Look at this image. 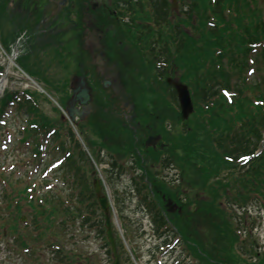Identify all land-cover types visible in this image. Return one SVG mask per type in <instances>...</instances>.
<instances>
[{
  "label": "trees",
  "instance_id": "obj_1",
  "mask_svg": "<svg viewBox=\"0 0 264 264\" xmlns=\"http://www.w3.org/2000/svg\"><path fill=\"white\" fill-rule=\"evenodd\" d=\"M187 5L190 7L189 14L198 17L196 34L180 30V42L175 48L170 45L172 35L165 34L162 35L164 38L160 39L164 40L166 51L173 62L182 69V77L190 81L195 89L203 88L208 91V99L213 89L209 87V81L216 72L214 48H225V53L219 57L220 72L222 76H228L229 68L222 59L228 55L234 61L235 54L242 50L243 45L259 35V31H264V4L258 0H188ZM208 11L215 20L220 21L210 30L206 27ZM181 23H185V20H179L176 24L178 28ZM198 74H201V77ZM236 101V105L232 107L223 98L211 105L206 103V108L200 105L192 132L186 137H181L185 151L184 163L195 164V178L202 191L208 180L220 169L235 167L222 157V153L230 151L225 145L227 141H238L236 147L230 151L238 152L239 144L243 143L246 148L251 144L256 146L262 138V129L259 127L264 126L263 107L255 105L249 97L240 96ZM220 148H224L222 153ZM253 161L254 167L248 171V175L257 182V188H262L264 152Z\"/></svg>",
  "mask_w": 264,
  "mask_h": 264
},
{
  "label": "rangeland",
  "instance_id": "obj_2",
  "mask_svg": "<svg viewBox=\"0 0 264 264\" xmlns=\"http://www.w3.org/2000/svg\"><path fill=\"white\" fill-rule=\"evenodd\" d=\"M128 48L131 55L135 52V48L133 46L126 47ZM124 51H118L117 57H114L112 60L105 59V62L108 64L106 67L109 69L119 68L122 70L123 68L128 70V66L132 64L130 60H126L124 62ZM141 64V63H139ZM102 69V67H100ZM135 73V70H133ZM113 72V71H110ZM134 77L128 76V80L133 81ZM25 85V82H21L20 80L15 81L11 88H18L21 89ZM138 89L137 83L132 85V90L135 92ZM107 93L111 95V100H113V96L117 99L116 91L114 88L108 89ZM150 93V92H149ZM152 102L156 100L153 93H151ZM45 107L42 105V108L46 110V112H50V115H54V111H52V105L49 103L44 104ZM101 111L99 110V103L95 102L93 106V113L91 117V121L93 124L98 127L99 129H103L107 131V136L111 137L112 126L110 123H106L104 120L100 118ZM55 116V115H54ZM9 122L12 123L11 120ZM13 124V123H12ZM53 140V138H52ZM51 142V140H50ZM2 143V141H0ZM13 146L8 147V149H0V157L4 154L7 155V159L12 157V149ZM109 185V184H108ZM130 182L129 180L124 184V186H112L110 185L111 190L113 191L114 188L122 191L124 187L129 188ZM122 193V192H121ZM127 205L124 209L122 215H120V222L127 224L129 227V237L131 239V244L135 246L139 256L141 257V264H159L157 260L162 258V250L159 248L157 249V244L163 242L164 238H159L154 231V226L152 225V221L150 216L147 214L145 210L142 208L137 209L136 205L139 203L138 198L135 197L133 199H126ZM253 216H258V220L255 223L256 229L255 234L259 238L261 244L264 245V209L257 210V206L251 208ZM125 217V219H124ZM99 239V238H97ZM91 240V239H89ZM169 240H175L174 238H169ZM100 243L98 241L90 242V246L92 249H99V252L103 254V251H106L105 248H100ZM130 247V246H129ZM183 244L180 242L178 243L177 250L174 255L178 256H185V252L183 251ZM169 254L166 256L168 258ZM173 258H171L172 260ZM190 262V261H188ZM125 264H131V261H126ZM164 264H176L175 261H165ZM191 264V263H190Z\"/></svg>",
  "mask_w": 264,
  "mask_h": 264
},
{
  "label": "water",
  "instance_id": "obj_3",
  "mask_svg": "<svg viewBox=\"0 0 264 264\" xmlns=\"http://www.w3.org/2000/svg\"><path fill=\"white\" fill-rule=\"evenodd\" d=\"M179 87H180V92H181V101L184 107V114H187V112L190 111V109L192 108V103L189 100V96H188L186 88L183 86H179Z\"/></svg>",
  "mask_w": 264,
  "mask_h": 264
},
{
  "label": "bare ground",
  "instance_id": "obj_4",
  "mask_svg": "<svg viewBox=\"0 0 264 264\" xmlns=\"http://www.w3.org/2000/svg\"><path fill=\"white\" fill-rule=\"evenodd\" d=\"M5 85H6V81H4V79L2 81H0V92L3 90Z\"/></svg>",
  "mask_w": 264,
  "mask_h": 264
}]
</instances>
